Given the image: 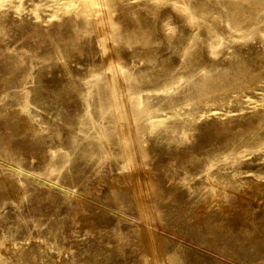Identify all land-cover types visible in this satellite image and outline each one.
<instances>
[{"label":"rangeland","instance_id":"1","mask_svg":"<svg viewBox=\"0 0 264 264\" xmlns=\"http://www.w3.org/2000/svg\"><path fill=\"white\" fill-rule=\"evenodd\" d=\"M0 264H264V0H0Z\"/></svg>","mask_w":264,"mask_h":264},{"label":"bare ground","instance_id":"2","mask_svg":"<svg viewBox=\"0 0 264 264\" xmlns=\"http://www.w3.org/2000/svg\"><path fill=\"white\" fill-rule=\"evenodd\" d=\"M65 41H68L66 42V44H68L69 48H73L74 50V48L77 47V45L75 44L76 43L75 39L73 40V39L65 38Z\"/></svg>","mask_w":264,"mask_h":264}]
</instances>
